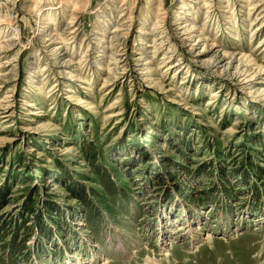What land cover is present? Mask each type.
I'll return each mask as SVG.
<instances>
[{"label": "rangeland", "instance_id": "obj_1", "mask_svg": "<svg viewBox=\"0 0 264 264\" xmlns=\"http://www.w3.org/2000/svg\"><path fill=\"white\" fill-rule=\"evenodd\" d=\"M6 43L0 264H264V0H0Z\"/></svg>", "mask_w": 264, "mask_h": 264}, {"label": "bare ground", "instance_id": "obj_2", "mask_svg": "<svg viewBox=\"0 0 264 264\" xmlns=\"http://www.w3.org/2000/svg\"><path fill=\"white\" fill-rule=\"evenodd\" d=\"M192 22H193V20H191V19H188V18H186V19H183L182 20V23H180V24H178L179 26L176 28L177 30H178V34L181 36V38L182 39H187V40H189L190 39V37L189 36H191L192 38H194V42H193V44H190V47L189 48H192V47H196V48H198L199 47V45L200 46H202V48H198V51H195V56H196V59L197 58H200V56H202L205 52H206V49L208 50V51H212V52H214V51H216V53H218V52H220V55H222L223 57L226 55V54H228V53H230L231 54V56L232 57H235V55H237V54H240L241 56L243 55V53H240V52H237V51H222V50H220L219 48H217L216 47V44H215V42L213 43V42H210L209 41V37L207 36V35H205V33H203L202 31H201V29H199L198 30V28L199 27H197V26H195V25H193L192 24ZM159 24V23H158ZM154 26V25H153ZM152 27V26H151ZM153 29V28H152ZM156 29V28H155ZM149 30V29H148ZM114 31V30H113ZM198 31V33H196ZM152 32V31H151ZM155 32V31H154ZM157 33V32H156ZM153 34V33H152ZM161 36V35H160ZM49 39V38H48ZM52 40V39H51ZM162 40V39H161ZM158 41V40H157ZM155 42V41H154ZM161 46V45H160ZM163 46V45H162ZM7 47H8V44L6 43L5 45H3V46H0V52H2V51H4V50H6L7 49ZM155 48V47H154ZM173 56V53L172 54H170L169 56H168V60H170L171 59V57ZM166 60V59H165ZM180 62L181 61H179L178 60V62H177V64L179 63L180 64ZM65 63L66 62H62L61 64H60V68H61V70H63L64 69V67H65ZM146 63H147V61H146ZM181 63H183V62H181ZM9 65V64H8ZM176 65V64H175ZM5 66H7V65H5ZM243 66H248V65H243ZM247 70H248V68L247 67H245ZM65 70V69H64ZM9 117V116H8ZM244 220V219H243ZM181 225V227H177V225ZM175 226H176V228H179V230L181 231L180 233H185V231H188V233L190 232V229L188 230V229H186V225L184 224L183 225V222H179L178 220H177V222L174 224ZM178 225V226H179ZM183 225V226H182ZM161 226H163V227H165L166 226V224L164 225H161ZM167 227V226H166ZM166 227L164 228V229H166ZM196 228L197 229H200V226H196ZM164 229H162L161 230V232H164ZM224 229V228H223ZM178 231V230H177ZM187 234V233H186ZM208 236L209 235H207L206 237L208 238ZM205 237V238H206ZM94 255V254H93ZM99 257V256H98ZM107 262V261H106Z\"/></svg>", "mask_w": 264, "mask_h": 264}, {"label": "trees", "instance_id": "obj_3", "mask_svg": "<svg viewBox=\"0 0 264 264\" xmlns=\"http://www.w3.org/2000/svg\"><path fill=\"white\" fill-rule=\"evenodd\" d=\"M69 188V187H68ZM69 189H72V188H69ZM74 190V189H73ZM81 194V193H80ZM40 224H41V222H40Z\"/></svg>", "mask_w": 264, "mask_h": 264}]
</instances>
